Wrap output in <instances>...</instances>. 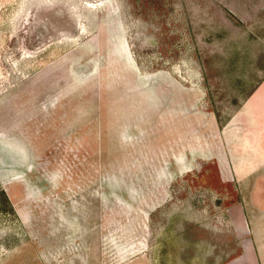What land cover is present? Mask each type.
Here are the masks:
<instances>
[{
	"label": "rangeland",
	"instance_id": "obj_1",
	"mask_svg": "<svg viewBox=\"0 0 264 264\" xmlns=\"http://www.w3.org/2000/svg\"><path fill=\"white\" fill-rule=\"evenodd\" d=\"M252 244L264 0H0V264H228Z\"/></svg>",
	"mask_w": 264,
	"mask_h": 264
},
{
	"label": "crops",
	"instance_id": "obj_2",
	"mask_svg": "<svg viewBox=\"0 0 264 264\" xmlns=\"http://www.w3.org/2000/svg\"><path fill=\"white\" fill-rule=\"evenodd\" d=\"M263 249V247H261ZM260 246L252 247L243 246L241 249V255L234 260V262L230 261L228 264H263V258L261 257L264 254V249L261 250ZM261 255V256H260ZM245 256L246 260L243 258Z\"/></svg>",
	"mask_w": 264,
	"mask_h": 264
}]
</instances>
